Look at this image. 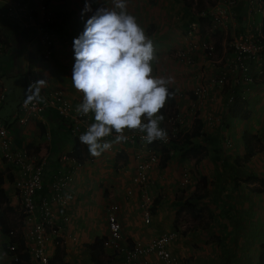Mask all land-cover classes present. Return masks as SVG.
<instances>
[{
  "label": "crops",
  "instance_id": "crops-1",
  "mask_svg": "<svg viewBox=\"0 0 264 264\" xmlns=\"http://www.w3.org/2000/svg\"><path fill=\"white\" fill-rule=\"evenodd\" d=\"M14 1L16 0H0V8H6L7 5L12 4ZM45 1L49 9L48 14L50 15L48 22H46V32L52 41L49 47L43 46L39 41V34L42 31L39 32L38 26L27 25L28 16H32L37 22L42 20L44 14L40 9V0H23L21 2L22 5L19 4L23 8L18 11L17 17L14 19L0 17V25L5 28L8 43L11 44L8 53L6 52L7 54L4 55L8 56V64L3 65V63L0 65V72L5 74L8 69L12 70L14 65L18 64L22 58L26 59L24 54L28 55V57L30 54H35L36 58L29 59L30 62L26 61L27 64H25L29 78L32 77L35 81H46L45 86L41 90H62L66 100L77 106L82 103L83 96L82 93L74 88L71 80L76 62L74 40L82 34L87 20L95 14L98 8L112 6L111 0ZM86 2L91 3V11H84ZM126 2L128 13L136 17L146 36L153 41L154 61L157 59L156 63L161 64V70L160 68H154L152 64V75L172 78V83L168 86L173 87L178 94L182 95L184 102L189 97L184 94V89L187 88L186 83L191 82L196 87L201 85V87L205 88L204 98L201 101L195 99L192 104L193 107L199 109L197 113L201 115L198 116L197 114L196 116V119L202 121L200 137L204 136V140L207 136L212 138V136L225 135L224 133L230 127L228 128L223 120H226L228 116L241 123L239 139L237 137L233 139L231 136L229 140L232 142L229 143L228 147L223 148L224 153H210L213 156L212 159L208 155L199 164V168L202 174L206 175L208 182L221 178L218 181L219 183L223 182L225 186L226 183L230 182V179L234 181V178H236L238 182H242V195L239 196L240 189L230 191L229 193L232 197L230 195L224 197V193H219L217 198L220 204L228 203L230 206L220 207L218 212L217 208L210 207L211 212L213 216L228 214L229 217L224 218L223 216L214 219L215 224L210 223L208 228L191 227L185 233L179 230L180 235L176 234L177 237L169 245L170 253L174 258L172 264H264V259L260 261L261 246L264 244V51L259 52L258 57L247 61L250 67L248 75L252 76L255 82H242L239 85H235L233 82L236 78L235 76L237 75L238 77L241 74L238 70L232 73V81L227 91L222 90L219 92L209 80L210 78L198 80L201 67L199 69L194 67L195 69H193L189 65H187L189 67L181 66L179 64L183 65L182 60L173 56V50H184L187 53L190 50V42L193 38L191 35H187L189 23L192 21L198 22V16L192 13L190 8L185 6L181 0H126ZM246 4L247 0H236L231 5H227L225 0H217L208 10L210 14L220 8L230 11L227 27L226 25L221 26V34H233L235 30L239 29L241 24L238 20L242 15H246ZM193 41L196 40L194 39ZM38 46H41L39 51L36 49ZM163 50H165L166 56L170 54L176 59L175 66L173 65L174 63H171V60L166 59V56L164 59L157 58L156 52L158 51L159 56L164 55ZM19 53L20 57L16 61L14 56ZM189 53L190 56L192 55L198 60L197 52L190 51ZM207 63L206 65L209 67L210 64ZM155 65L157 67V64ZM6 67V70H1V68ZM209 69H213V67L211 66ZM260 71L263 73L259 74ZM21 72L23 71L21 70ZM230 95L234 96L231 106L226 102ZM209 98L215 101L214 104L217 101H221L222 105L213 106L214 104L209 103ZM235 101L242 102L239 114H242L243 119L241 120L244 123L235 117L234 110H232ZM2 107L3 105L0 106V109ZM181 115V117H188L187 114L182 113ZM36 122V120L32 119L25 130L17 133L14 138L17 146H27V144L37 139L39 129ZM43 123L46 124V136H44L46 147L41 145L37 150L27 147L31 154L35 155L37 159H45L48 168L64 166L65 161L60 160L62 155H67L69 158L74 157L76 162H79V166L76 165L77 167L75 168V181L70 183L61 194L66 199L65 205H53V210H56L57 213L55 222L59 223V220H61L60 232L64 243L59 247L64 248L67 262L84 264L81 262L85 257L89 263H92L89 259L90 254L86 251L85 246L93 242L96 236H104L106 234V213L110 203H116L119 206L118 217L122 222L123 236L127 240L135 239L145 245L165 230L170 231V229L174 228V219L175 215H178V209L182 205L183 200L195 189L194 186L188 191L185 185L181 186L180 188L182 189L179 190V185L170 182L171 179L182 181V175L178 170L165 179L157 175L153 176L152 180L149 179V183L142 193L140 192L141 186L132 182V177L135 173L132 166H130L129 160H132L131 154L133 151L136 152L137 148L132 147L130 143L114 144L110 150L105 151L99 157H95L90 154L87 145H85L87 153L75 149L76 142L79 141L80 144V140L69 133V127L63 122V119H60L54 113ZM193 124L194 122H192L188 130L192 128ZM229 133L231 135L233 129ZM244 135L249 138L252 137L251 142L255 140L254 137L262 140L260 141L262 149L246 160L243 158L247 142L243 138ZM213 139H216V137H213ZM109 140H112V138L109 137ZM39 141L41 140L39 139ZM201 144L207 146L211 151L210 144L207 142ZM121 158H126L129 163L126 162L127 165L122 164L120 162ZM225 158H230V160ZM172 160H174L173 163H168L163 167L162 170L165 171H161V173L168 174V169L177 165V158ZM220 160H228L223 161L221 170L220 166H218ZM231 160L232 162H229ZM236 160H240L241 164L236 165ZM118 161L121 167L115 168ZM0 167L2 168L1 164ZM249 176L255 177V179L245 181ZM175 183H178V181ZM193 183L196 185L195 179ZM169 185L176 187L170 190L172 191L169 192L170 195L167 190L164 191L166 186L168 187ZM3 186L7 196H9L10 205L15 208L17 198L14 188L9 183ZM181 190L184 191L185 196L183 193L182 199H177L176 195L181 194ZM157 191H160L162 199L157 208L154 209L153 225L151 224V226L146 228L142 224L143 217L139 204L143 195L147 194L153 199V197L159 195ZM44 192L45 190L40 191V195ZM209 198L207 197V199ZM246 200L247 202H245ZM233 204H238L239 206L246 204V206L242 207V213L240 211L235 213L232 210ZM250 206L251 208H249ZM207 209L206 213L209 214ZM249 211L252 212L250 213L251 216L248 214ZM237 212L240 215L238 218ZM233 214L236 216L234 221L230 216ZM66 215L69 220L65 222L62 216ZM203 215L204 209L202 211ZM224 219H228L227 222L219 224V221ZM230 221L233 222L230 223ZM211 232L215 233V235L212 234V237L209 236ZM207 238H210V240ZM3 241L4 236L0 232V247L1 244L3 245ZM214 241L222 242V244H219L221 252L217 253L211 247ZM217 250H219L218 247ZM4 258L5 255L2 252L0 261L4 260ZM79 258H81L80 263H77ZM139 260L141 264H163V261L153 252L140 254ZM10 261L8 258L7 264H10ZM111 264H120V262L113 258Z\"/></svg>",
  "mask_w": 264,
  "mask_h": 264
},
{
  "label": "built area",
  "instance_id": "built-area-1",
  "mask_svg": "<svg viewBox=\"0 0 264 264\" xmlns=\"http://www.w3.org/2000/svg\"><path fill=\"white\" fill-rule=\"evenodd\" d=\"M40 1V9L44 14L42 20L37 22L32 16H28L27 25L38 26L39 32L42 31L39 34V41L43 46L49 47L52 41L46 32V22H48L50 15L43 0ZM225 1L227 5H231L236 0ZM22 8L18 6V2H13L4 9L0 8V17L14 19ZM209 15L211 25L214 28L224 25L227 27L230 11L220 8ZM263 19L264 0H247L246 15H242L238 20L241 25L238 30H235L233 34L231 33L232 39L228 43V48H223L224 54L222 58L226 61L227 71L225 69L212 76L209 79L212 84L222 87L227 81V72L232 74L238 70L241 72V77L235 76L236 78L233 81L235 85H239L242 82H253L254 78L248 75L250 67L247 61L258 57V53L264 51V36L261 30ZM189 27L188 33L193 35L198 31V22L192 21ZM5 48V42L0 41V60L4 56ZM195 49L204 51V56L207 60L214 58V45L206 40L200 43L191 42L189 52ZM189 52L176 50L175 56L182 60L181 62L191 63ZM261 73L263 72L260 71L259 74ZM0 76L2 77L1 72ZM34 82L36 81L30 77L29 84L31 85ZM5 92L0 80V106L3 105L6 99ZM193 93L201 101L205 95V88L201 87V85L195 86ZM28 95L19 100L16 106L17 112L12 115L10 122L0 118V164L6 170L4 184H11L17 198L15 208L12 207L13 212H19L17 227L13 230L11 229L9 234L21 235L20 239L29 253L32 264H48L56 246H62L64 243L60 232L61 220H59V223L55 222L57 213L56 210H53V205H65L66 199L61 194L70 183L75 181V168L77 167L76 165L79 166V162H76L74 157L69 158L67 155H62L60 160L65 161L64 166L48 168L45 159H37L35 155L29 153L26 146H17L14 138L19 131L25 130L32 119L44 122L54 113L59 118L71 123L69 133L79 140V136L87 131L88 126L94 122V118L91 114L84 116L77 113V106L66 100L62 90H41V99L33 100L26 105L25 101ZM208 101L211 104L215 102L211 98ZM233 101L234 96H228L226 102L229 106H231ZM177 115L178 113L167 118L166 127L160 125L167 132V141L156 140L155 142L167 144L170 142V138L177 139L184 133L178 134L179 128L175 125L176 122H181V120H179L180 116L176 118ZM124 134L128 139L126 142L121 143L131 144L136 141L141 144V148L136 152L137 165L132 182L140 185L142 188H140V192L143 193L149 183L148 172L152 164L157 161L159 153L153 146L149 145L150 143L141 140V135L143 134L138 131L125 130ZM115 135L113 133L110 138L113 139ZM8 174L12 176L13 181L8 179ZM42 190H45V192L40 195ZM141 200L139 206L143 220L145 223H150L152 214L151 197L146 194L143 195ZM118 211L119 206L116 203H110L107 207V232L103 246L107 255H112L113 258L119 260L120 264H141L139 255L144 252H153L161 258L163 264L173 263L174 258L169 249V245L176 237L173 232H163L145 245L138 241L130 245L125 242ZM62 219L66 222L69 217L67 215L62 216ZM16 245L14 242L8 248L15 250ZM8 258L9 261H12V259L16 260L15 255H11Z\"/></svg>",
  "mask_w": 264,
  "mask_h": 264
},
{
  "label": "clouds",
  "instance_id": "clouds-1",
  "mask_svg": "<svg viewBox=\"0 0 264 264\" xmlns=\"http://www.w3.org/2000/svg\"><path fill=\"white\" fill-rule=\"evenodd\" d=\"M43 2L47 6L46 1ZM193 2L192 13L195 8L200 9L198 0ZM205 2L209 4L208 0ZM111 5L98 8L87 20L82 34L74 40L76 62L71 80L83 96L76 112L84 116L92 114L94 118L79 140L95 157L110 150L114 144L126 142L125 130L138 131L143 134L141 140L147 143L166 142L167 132L160 127L164 116L158 113L174 95L168 88L172 78L152 75L153 41L146 36L136 17L128 13L126 0H111ZM208 10H201L200 15L208 16L211 22ZM84 11H91L90 2H86ZM199 32L198 22V31L191 35L193 40ZM200 33L205 40L203 34L208 33ZM193 40L191 42L203 41ZM45 83L39 80L29 86L26 105L41 99L40 92ZM113 133L116 134L114 138L107 139ZM89 259L94 264L91 256Z\"/></svg>",
  "mask_w": 264,
  "mask_h": 264
},
{
  "label": "rangeland",
  "instance_id": "rangeland-1",
  "mask_svg": "<svg viewBox=\"0 0 264 264\" xmlns=\"http://www.w3.org/2000/svg\"><path fill=\"white\" fill-rule=\"evenodd\" d=\"M199 4H198V7H200V10H206V9H210L211 5L209 6V4H207L205 2V0H198ZM206 23H204V30L208 33L207 35L206 34H203L205 36V40L212 43L214 46H215V54H214V58L211 59L210 61L207 60V58L204 56V53L201 49H198L196 50L195 52H197V56L198 57V60H196V57H192L191 55V58H193V60L191 61V63H188V62H183V65L182 64H179L181 66H184V67H191L193 69L195 68H200L201 67V70H200V73H199V76H198V80H204V79H208V78H211L212 76H214L217 72H220L222 70H225L227 71V66L225 65L226 64V61L225 59L222 58L223 54H224V51H223V48L226 47L228 48V43L231 41L232 37H231V33H223L221 34V26H217L216 28H214L212 25H211V22L209 20L205 21ZM217 29H220L219 31ZM197 34V33H196ZM200 36H199V35ZM197 35H196V41H201L203 40V36L201 35V33L199 32ZM207 36V37H206ZM231 38V39H230ZM5 44L8 46H10L11 44L8 43V40L5 42ZM172 50V49H170ZM169 50V52H170ZM164 51V55H158V51L156 52L157 53V58L160 57V58H163L166 56L165 55V50ZM167 52V51H166ZM175 52L176 50H173V56L175 57ZM196 54V53H195ZM24 56L26 57V59H21V61L14 65V68L11 70V69H8L7 71H5V74L2 73V77L0 76V80H1V85L2 87L5 88V93H6V101H5V105L3 104V107L0 109V118L4 121H7V122H10L12 120V115L14 113L17 112V104L19 102V100L24 97V96H27L28 95V88L30 86L29 84V76L27 75L26 73V65L27 62H30L29 60V57L28 55L26 56L24 54ZM15 60L17 61L20 57V53L15 55ZM172 57L170 54L166 56V59L168 60H171L172 62L171 63H174L173 65L175 66V62H176V59ZM4 60H7L4 62ZM13 61H14V58H13ZM26 63H25V62ZM157 62V59L152 62V64L154 65V68L156 69H159L161 70V64L159 63H156ZM179 62V61H178ZM209 62V63H207ZM4 63V64H3ZM207 64H210L209 67H213V69H209V67L206 65ZM7 65L8 64V56H3L0 60V65ZM157 64V67L156 65ZM189 65V66H187ZM10 66V64H9ZM8 66V67H9ZM162 66H164V64H162ZM195 67V68H194ZM6 68H1V70H6ZM21 70L23 72H21ZM231 73L227 72L226 74V78H227V81L226 83L222 86V87H219V86H215L217 88V91L221 92L222 90H226L228 89L229 85L231 84V81H232V77H231ZM253 82H255V80H253ZM187 84V88L184 89V94L186 96H189L187 97V100L184 102L183 101V98H182V95L178 94L176 91H175V99H176V106H177V117L180 116V119L181 122H176V125L175 126H178L179 128V132L178 134H182L185 130H188L192 124V122H195L196 120V116L198 114V116H201L198 112L199 109H197L196 107H193L192 104H193V101L196 98L195 94L193 93L194 92V88L195 86L189 82V83H186ZM216 105H222L221 104V101H217L213 106H216ZM167 110V114H168V117L171 116V115H175L177 113H174L173 110H170L169 108L166 109ZM187 114L188 117H181L182 115L181 114ZM167 116V115H165ZM240 119V118H239ZM225 122V124L227 125V127L229 128L224 134L225 135H222V136H207L206 139L203 140V137L201 138L200 136L198 137V143L201 144L203 142H207L208 144H210V148H211V153L214 154V153H224L223 151V148L224 147H228L229 146V143L232 142L230 139V137L232 136L233 139H235L236 137L239 139V135L241 134V130L239 129L241 127V123L240 122H237L238 120H234L231 116H228V118L226 120H223ZM240 121L243 122V120L240 119ZM264 125V124H263ZM233 129V135L229 133V131ZM186 132V131H185ZM236 135V136H235ZM213 137H216V139H213ZM229 137V138H228ZM264 139V138H263ZM200 140V141H199ZM219 142H217V141ZM234 143V142H233ZM264 143V141H263ZM141 144H139L138 142H134V143H131V146L134 148H137L136 149V152L138 149H140ZM160 148V147H159ZM155 149L157 151V153H159L158 155V159L157 161L152 164L151 166V169L150 171L148 172V175H149V179L152 180L153 176L157 175L158 177H161L162 179H165L167 177H170L171 175H173L174 173L177 172V170L180 172V174L182 175V181L180 180H176V179H171L170 182H172V184H177L179 185V190L182 189L180 188L181 186H185V188L187 187V190L190 191V188L194 187L195 184L193 183L194 181V177L193 175L190 173V168H191V162H190V159L188 158H184L181 156V152L180 151H176L174 152V154L171 156V159L167 162L168 163H173L174 158H177V165L171 169H168V174H165V173H161L164 172L165 170H162L163 166L161 165V152L162 150L161 149ZM220 149V150H218ZM133 151V150H132ZM136 152L133 151V153L131 154V157H132V160L130 159L129 162H130V166H132L133 168V171L135 173V169H136V165H137V157H136ZM227 153H229V151H227ZM210 159H212V155H210ZM225 159H229L230 158H225ZM172 160V161H171ZM182 164H181V162ZM223 161H228V160H220V163L218 166H220V170L222 169V163ZM120 162L122 164H125L127 165V160L126 158H121ZM120 162L118 161V164H116V167L117 168L118 166L121 167L119 164ZM124 162V163H123ZM127 162V163H126ZM229 162H232L229 161ZM186 164V165H185ZM211 167V166H210ZM131 168V169H132ZM206 168H208V166H206ZM212 168V167H211ZM214 170V169H213ZM167 172V171H166ZM179 174V176H181ZM156 176V178H158ZM219 179L221 178H218L216 179V181H213L211 180L209 183H208V190L211 189V191H209V196L210 197L209 199L205 198L201 201H198L197 202V207H203L204 208V215L202 216V219L201 220H196L195 218H193L187 211L184 212H180L177 216L175 215V219H174V228L170 231H167V230H163L164 232H173L176 236V234L180 235V231L181 230L183 233H185L187 231V229H190L191 227H196V228H208L210 226V223L211 224H215L214 222V219H218L219 217H223L226 218V217H229L228 214H223L222 216L220 215H214L213 217H210V215L208 213H206V208H217V212H218V209L220 210V207H224L225 205H227V207L230 206V204H220V201L218 200L217 198V195L219 193H224V197L230 195V191L232 192V190H236L235 187L233 186V180L230 179V182L226 183L225 186L223 184V182L219 183ZM176 181H178V183H175ZM180 181V182H179ZM167 184V183H166ZM241 187H239L240 191H239V196L242 195V182L240 183ZM174 188L176 187H171V185H169L168 187L166 186V189L164 191L167 190V192H172L170 190H173ZM184 188V189H185ZM229 188V189H228ZM157 189V188H156ZM159 192V195L157 196L158 198V201L160 202L161 199H162V196L160 195V191H157ZM165 194V193H163ZM170 195V193H169ZM184 196H185V193H184ZM230 197H232L230 195ZM156 197H153V199H151V205H153L154 203V199ZM207 199V200H206ZM249 200H252V199H249ZM255 200V199H254ZM247 202V200L245 201ZM252 202V201H251ZM250 202V204H251ZM252 205V204H251ZM246 204H242V206H239L238 204H233L232 206V210L233 212L236 213V211H240V213H242V207H245ZM154 207V206H153ZM140 208V206H139ZM157 206L154 207V209H156ZM251 208V206L249 207ZM154 209H153V214H154ZM214 211L216 212V210L214 209ZM238 212H237V218L238 216ZM221 213V212H220ZM250 213H252L251 211L248 212V214L250 215ZM255 214V212H254ZM247 215V214H246ZM19 216V212H10L8 214V218H9V221L12 225L13 228L17 227V218ZM234 221V219L236 218V216L233 215H230ZM251 216V215H250ZM248 217V215H247ZM142 220V219H141ZM140 220V221H141ZM228 220V219H227ZM227 220H220L219 221V224H221L222 222H227ZM250 220V219H249ZM233 221H230V223H232ZM143 225L148 228L149 226H151V224L153 225V222H150V223H144V220L142 221ZM258 223V222H256ZM14 225V226H13ZM148 226V227H147ZM176 226V227H175ZM217 227V226H215ZM214 232V231H212ZM210 233L209 236L212 237L213 235H215V233ZM213 234V235H212ZM177 237V236H176ZM200 238V237H199ZM208 240H210V238H207ZM125 242L132 245L133 242H135L136 240L135 239H126L125 238ZM212 248H214L215 252L219 253L221 252V247L219 244H222L219 243V242H212ZM217 247L219 248V250H217ZM3 252V249H2V244H1V247H0V256ZM6 258V259H5ZM4 260L0 261V264H7L8 263V257L5 256ZM80 259H77V263H80ZM161 260V258H159ZM174 262V261H173ZM81 263H84V264H92V263H89L87 261V259L84 257L82 259V262Z\"/></svg>",
  "mask_w": 264,
  "mask_h": 264
},
{
  "label": "trees",
  "instance_id": "trees-1",
  "mask_svg": "<svg viewBox=\"0 0 264 264\" xmlns=\"http://www.w3.org/2000/svg\"><path fill=\"white\" fill-rule=\"evenodd\" d=\"M23 0H17L18 4L22 5ZM185 6L189 7L192 9L193 5V0H181ZM209 5L214 4L215 0H208ZM196 10V11H195ZM194 14L198 16V22H199V31L200 32H205L204 28V23L205 21L208 20V16H201L200 12L201 10L198 8H195ZM262 34L264 36V19L262 21V26H261ZM231 39V38H230ZM7 35L5 32V28L3 26L1 27L0 25V41L6 42ZM215 48V46H214ZM10 49V46H6V52L8 53ZM38 51L41 49V46H38L36 48ZM35 54H30L29 59H35ZM169 92L174 93V95H171L169 99L167 100L165 106L160 110L159 114H162L164 116V120L161 122V126L166 127L167 124V110L170 109L173 110L174 113H177V106H176V99H175V89L171 86H168ZM242 106V102L239 103L238 101H235L234 106L232 110H234L235 117L243 119L242 114H239ZM167 115V116H165ZM246 116V115H244ZM61 119V118H60ZM63 122L70 127L71 123L68 121L63 120ZM36 125L39 129V134L36 140L33 142L27 144L26 147L29 149H34L37 150L40 148L41 145L43 147H46V141H44V136H46V124L43 123L42 121H37ZM201 126H202V121L200 119H196L192 128L186 132H184L179 138H170V142L167 144L164 143H157V142H152L149 145L153 146L155 149H161V165L165 167L167 165V162L171 159V156L174 154L176 151H182L181 156L184 158H188L191 160V168L190 172L193 174L196 180V185L195 189L192 193H190L184 200L180 208L178 209L177 213L179 214L181 211H187L193 218L196 220H201L202 219V211L203 207H197V202L201 201L209 196V190H208V181L206 175L202 174L199 168V164L202 162L203 159H205L208 155H210L211 151L207 146L199 144L198 143V137L200 136V131H201ZM243 138L247 141L245 144V155L243 158L246 160L250 156L254 155L257 151H260L262 149V144L260 141H262L258 137H254V141L251 142L253 139L252 137L248 136H243ZM39 139L41 141H39ZM81 144V147H80ZM79 144V141L76 142V147L75 149H79L82 152H86L85 145H83L81 142ZM27 150L29 151V149ZM47 149V148H46ZM29 153H31L29 151ZM242 161V160H241ZM241 164L240 160H236V165ZM6 170L0 167V232L4 236V241L2 245V249L4 251V254L7 255V257H10L11 255H15L16 260L12 259L10 264H32L31 259L29 257V253L26 251V248L21 241V235L20 234H9L10 230L14 229L9 221L8 214L12 212L13 208L12 206L8 203V196L7 193L3 187V184L5 182V176ZM8 179L13 181V178L11 175L8 174ZM254 180L255 177L249 176L246 180ZM233 186L235 189L239 190L240 182L237 181L236 178H234L233 181ZM181 194L176 195L177 199H182L184 191H180ZM233 202V201H232ZM160 202L158 201V198L156 197L154 199V203L152 205V214H151V220L153 218V209L155 206H157ZM154 206V207H153ZM209 211L210 217H213V213L211 212V209H207ZM14 226V225H13ZM106 236H96L93 240V242L88 243L85 248L89 252L94 264H111V260L113 259L112 255H107L104 251V242H105ZM16 243V249L15 250H10L8 246L12 243ZM65 250L64 248H61L59 246H56L55 251L50 258L48 264H72L69 263L65 260ZM261 259H264V244L261 246V254H260V261ZM262 264V263H261Z\"/></svg>",
  "mask_w": 264,
  "mask_h": 264
}]
</instances>
